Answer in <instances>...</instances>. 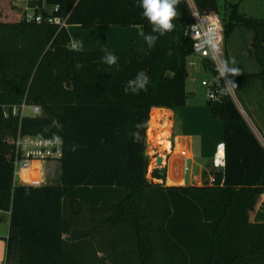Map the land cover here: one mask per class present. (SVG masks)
Returning <instances> with one entry per match:
<instances>
[{
    "label": "trees",
    "instance_id": "16d2710c",
    "mask_svg": "<svg viewBox=\"0 0 264 264\" xmlns=\"http://www.w3.org/2000/svg\"><path fill=\"white\" fill-rule=\"evenodd\" d=\"M195 1L201 12L220 14L218 0ZM61 5L70 26L140 27L144 46L73 49L68 29L28 24L12 0H5L0 9V221L10 213L5 264H264V208L257 209L264 196V144L229 92L221 103L208 102L210 117L223 123L226 165L215 173L217 184L166 186L148 179L152 109L172 110L180 119L187 104L193 42L185 31L194 21L187 0H178L173 30L151 49L144 35L152 26L138 0ZM232 8L228 21L222 18L226 43L238 29L252 32L250 52L259 65V72L241 79L264 84V17L238 15V6ZM105 49L119 57L118 67L102 62ZM203 66L215 73L207 62ZM140 71L150 77L147 90L126 94L128 81ZM23 103L41 114L14 115ZM19 135L62 140L57 184L16 182ZM152 178L165 182V171L155 170Z\"/></svg>",
    "mask_w": 264,
    "mask_h": 264
},
{
    "label": "built area",
    "instance_id": "2783aa9c",
    "mask_svg": "<svg viewBox=\"0 0 264 264\" xmlns=\"http://www.w3.org/2000/svg\"><path fill=\"white\" fill-rule=\"evenodd\" d=\"M63 0H12V4L21 13V19L28 24H45L56 26L61 29L69 28V15L62 13L61 2ZM191 9L193 23L186 29L185 36L193 42V53L189 58H193L194 62H207L208 66L213 68L215 73L211 72L213 79L207 85V100L209 103H221L226 92H229V84L226 83L227 76L222 78L219 76L217 68L222 61H226V40H225V25L222 17L218 13H203L197 7L195 0H187ZM213 39L218 47L213 50L204 41L208 38ZM73 49H78L76 43H72ZM193 62V63H194ZM230 94V93H229ZM30 110L35 115L41 114V109L37 106H28L23 103L20 108L14 109V115L19 113L21 116H27L26 111ZM169 148L165 149V157H163L161 165H158L159 153L153 151V155L147 152L150 160L148 176L151 174V179L154 183L153 172L161 169V166H166L168 158L174 154L175 148L171 144V136L168 139ZM16 157L14 162V177L19 184H30L31 186H42L46 183V175L43 169H39L34 178L30 181L23 180V173L33 168L34 165H43L61 163L64 156L63 142L59 138H49L41 135H19L16 143ZM223 147V152L221 148ZM178 153L184 159L190 161L192 156L187 149H179ZM225 147L218 145L215 155L212 160L211 169L207 177L200 180V185L214 186L217 184L215 173L223 172L225 169ZM153 168V169H152ZM191 168L186 162L183 166L185 173L190 172ZM223 182V181H222Z\"/></svg>",
    "mask_w": 264,
    "mask_h": 264
},
{
    "label": "crops",
    "instance_id": "0c3cea01",
    "mask_svg": "<svg viewBox=\"0 0 264 264\" xmlns=\"http://www.w3.org/2000/svg\"><path fill=\"white\" fill-rule=\"evenodd\" d=\"M100 30L101 31L94 32L92 35H83L81 32L74 29V33H79L81 35L75 39L78 48L86 51L102 50L105 47V44H107V46L113 51H139L143 49V32L140 27H109L101 28ZM190 65L194 66L196 71H199L200 68L205 70L200 62L188 63V78L186 82L187 104L181 112V118L178 119L172 110L165 108H154L151 112L152 118L154 110L161 111V118L158 121L159 126L164 127V129L168 127L170 130L171 144L173 148H175L174 154L168 158L167 165H163L160 167L161 169H159L165 171V182L162 180H155L156 183H164L166 186H201L199 184L200 180L203 177L205 178V173L207 172L208 174L211 169L209 167L212 166V160L217 146L220 144L223 145V140L216 142L215 144V141L217 140L216 138H213L211 134V131L214 128H217V125L209 115L208 103H206L207 100L205 99V96H201V92L197 90V85L194 89L192 88V90L189 88ZM191 100L193 101V105L189 107ZM162 149L161 145L157 148V152L159 153L158 160H163V157L166 155L165 149H163V151ZM179 149H187L192 156V160L188 161L181 157L178 153ZM196 159H203L205 161L204 164L199 167L198 171L196 170ZM186 162L191 164V170L188 173L183 171V166ZM49 165L57 164H43L38 165L37 167L43 169L45 172L44 174L46 175V170ZM59 167H61L60 163ZM168 181L171 185L168 184ZM21 185L31 186L30 184L24 183H21ZM44 185H46V183L42 186ZM262 202H264V200H262ZM257 209L259 210L260 208L257 207ZM3 214H6L7 220L6 223L3 218L0 221V264H5L6 262V239L10 233V213Z\"/></svg>",
    "mask_w": 264,
    "mask_h": 264
},
{
    "label": "rangeland",
    "instance_id": "374dc122",
    "mask_svg": "<svg viewBox=\"0 0 264 264\" xmlns=\"http://www.w3.org/2000/svg\"><path fill=\"white\" fill-rule=\"evenodd\" d=\"M218 3L220 6V16L226 21H228L231 12L234 10V8H232L233 6H238V15L255 19H261L264 17V0H218ZM4 7L5 0L3 1V5L0 6V9ZM74 29L81 32L83 35H92L94 32L101 31V28L84 29L78 25L70 26L69 32L74 43L76 42L75 39L81 36L79 33H74ZM252 38V32L246 31L245 29H238L232 38L226 43V61H234L235 63L230 66L241 69L239 75H228L227 80L231 79L236 84V87H233L228 83L230 87L229 93L255 134L264 144V84L260 81H256L250 85H247L241 79L242 75H251L259 72V65L257 64L253 54L250 52L252 51ZM193 62V58L188 59L189 64ZM189 69L190 76L188 84L190 90H192V88L194 89V87L197 85V90H199L201 92V96L203 97L204 95L205 99L207 100V85L213 79L212 73L203 70V68H200L199 71H196L195 67L191 65ZM206 103H208V100ZM191 105H193L192 100L190 101L189 107H191ZM31 113L32 112L30 110L26 111V115L33 116ZM214 123L217 125V128H214L211 131V134L213 138H216V144V142L223 140V123L220 120H214ZM166 129L169 130L168 128ZM164 130L165 129H163V127L158 128L156 135L158 138H161L156 142H149L148 139L147 152L151 155H153V151H156L160 145L163 149L168 146L167 143H161V141H165L166 135L170 134V130L169 132L165 130V133L163 134ZM204 162L205 161L203 159H196L197 171L199 170V167L204 164ZM189 165L191 167V164ZM46 172V184H57L60 174L59 164L49 165ZM148 178L151 179V174L148 176ZM157 184H159V182H157ZM262 200H264V196H262L258 206L260 209L264 208V202H262ZM84 215L87 219L90 216L87 211H84ZM2 218L6 223V214H3ZM252 220H255V214H252Z\"/></svg>",
    "mask_w": 264,
    "mask_h": 264
},
{
    "label": "clouds",
    "instance_id": "9594fccd",
    "mask_svg": "<svg viewBox=\"0 0 264 264\" xmlns=\"http://www.w3.org/2000/svg\"><path fill=\"white\" fill-rule=\"evenodd\" d=\"M177 2L178 0H138V5L143 10L142 15L152 26V33L158 34L147 33L144 35L145 43L149 49L155 46L159 36H163L173 30V20L177 15ZM204 43L209 45L213 50H216L218 47L217 43L210 37L205 40ZM101 60L109 67H118L119 57L108 49L104 50ZM234 63V61H222L217 68L219 76L225 78L228 75H239L241 69L230 66ZM226 83L236 87V84L231 79H228ZM149 84L150 77L148 74L144 71H140L136 74L134 79L128 81L125 93L131 92L133 95L138 94L141 91H146Z\"/></svg>",
    "mask_w": 264,
    "mask_h": 264
},
{
    "label": "bare ground",
    "instance_id": "6f19581e",
    "mask_svg": "<svg viewBox=\"0 0 264 264\" xmlns=\"http://www.w3.org/2000/svg\"><path fill=\"white\" fill-rule=\"evenodd\" d=\"M166 113V112H165ZM164 113V114H165ZM160 118H161V111L160 110H157L155 113H154V115H153V118L151 119V121H150V126H149V130H148V139H149V141L150 142H156L157 140H159L160 138H158L157 137V135H156V131L158 130V128L160 127L161 128V126H159V120H160ZM165 118V117H164ZM168 128V127H167ZM163 129H164V127H163ZM165 130H167L166 128H165ZM165 130H164V132H165ZM168 132H169V130H167ZM162 132V131H161ZM164 134V133H163ZM169 135V136H168ZM168 135H166V139H165V141H161V143H167L168 144V146L165 148V149H168L169 148V141H168V139H169V137H170V134H168ZM165 145V144H164ZM153 150V149H152ZM221 150H222V152H223V147L221 148ZM37 166L38 165H34L33 166V168H31L30 170H27V171H25L24 173H23V175H25L27 178H30V177H32V175H33V173H34V171H35V169L37 168Z\"/></svg>",
    "mask_w": 264,
    "mask_h": 264
},
{
    "label": "water",
    "instance_id": "95a60500",
    "mask_svg": "<svg viewBox=\"0 0 264 264\" xmlns=\"http://www.w3.org/2000/svg\"><path fill=\"white\" fill-rule=\"evenodd\" d=\"M161 163H162V159H159L158 160V165H161Z\"/></svg>",
    "mask_w": 264,
    "mask_h": 264
}]
</instances>
